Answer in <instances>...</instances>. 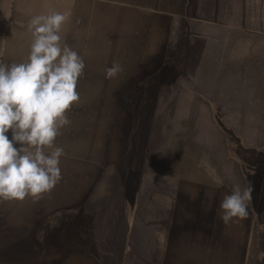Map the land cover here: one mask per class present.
I'll list each match as a JSON object with an SVG mask.
<instances>
[{"label": "crops", "instance_id": "crops-1", "mask_svg": "<svg viewBox=\"0 0 264 264\" xmlns=\"http://www.w3.org/2000/svg\"><path fill=\"white\" fill-rule=\"evenodd\" d=\"M69 10L85 69L63 179L0 199V264H264V0H0V63L27 61L34 16ZM248 181L249 217L224 225Z\"/></svg>", "mask_w": 264, "mask_h": 264}, {"label": "clouds", "instance_id": "clouds-1", "mask_svg": "<svg viewBox=\"0 0 264 264\" xmlns=\"http://www.w3.org/2000/svg\"><path fill=\"white\" fill-rule=\"evenodd\" d=\"M71 17L70 10L34 16L28 24L33 42L27 61L0 63V199L4 201L40 200L63 179L60 162L65 153L56 140L71 123L67 113L81 99L77 86L85 69L83 57L62 43V26ZM122 71L114 62L106 77ZM253 191L250 181L233 185L219 205L224 225L249 217Z\"/></svg>", "mask_w": 264, "mask_h": 264}]
</instances>
